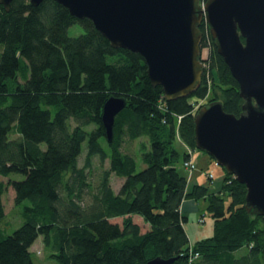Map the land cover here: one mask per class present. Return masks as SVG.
I'll return each instance as SVG.
<instances>
[{
    "label": "trees",
    "instance_id": "obj_1",
    "mask_svg": "<svg viewBox=\"0 0 264 264\" xmlns=\"http://www.w3.org/2000/svg\"><path fill=\"white\" fill-rule=\"evenodd\" d=\"M75 25L82 33L71 37ZM199 30L208 81L203 74L192 95L167 101L143 58L112 48L90 20L53 0L36 7L13 0L8 11L0 4V175L23 177L10 182L23 219L10 235L1 227L0 183V264H33L30 249L40 237L59 264H264V218L245 209L246 187L223 168L219 189L189 186L179 170L189 155L177 139L196 149L197 102H220L236 117L244 104L205 21ZM111 97L125 107L109 142L101 116ZM140 138L148 146L140 147L138 171L137 156L124 147ZM112 175L123 179L117 191ZM186 199L203 201L213 220L211 235L194 243L181 213ZM191 252L199 254L193 262Z\"/></svg>",
    "mask_w": 264,
    "mask_h": 264
},
{
    "label": "water",
    "instance_id": "obj_2",
    "mask_svg": "<svg viewBox=\"0 0 264 264\" xmlns=\"http://www.w3.org/2000/svg\"><path fill=\"white\" fill-rule=\"evenodd\" d=\"M13 0H0L6 11ZM44 0H29L33 7ZM78 19L90 20L115 49L139 54L153 86L167 101L192 95L201 85V33L209 26L244 101L236 117L220 102L195 115V148L246 187L245 209L264 218V0H53ZM123 98H109L101 121L110 142ZM155 258L146 264H172Z\"/></svg>",
    "mask_w": 264,
    "mask_h": 264
},
{
    "label": "rangeland",
    "instance_id": "obj_3",
    "mask_svg": "<svg viewBox=\"0 0 264 264\" xmlns=\"http://www.w3.org/2000/svg\"><path fill=\"white\" fill-rule=\"evenodd\" d=\"M206 2L207 0H199L198 5L201 10H204V6ZM203 21L205 20H202V22ZM205 24L207 26V29L210 31L209 26L206 23V21H205ZM68 33H69V36L71 37H77L82 33V29L79 27V25H75L69 29ZM205 55H206V51L202 49L200 57L203 58ZM211 103H213V101H209V98H206L204 100H200L199 102H197L196 107H195V110H196L195 114H197V112L202 107H206ZM12 137L14 138V136ZM176 143L181 153H183V150L181 149L182 147L183 148L185 147V152L187 151L188 147L183 145L179 139H177ZM142 144H146L145 145L146 147L148 146L146 138H140L138 140H135L132 143L126 144L124 147L128 153H130L131 155L137 156L138 171L144 168V165L142 164L140 160V147ZM85 149H86V142L82 144V154L79 158V166L84 165ZM200 156H204V159L206 158V160H208L209 162V167H208L209 169L204 168L201 170V173L207 178V182L210 185V188L213 189L212 187L214 185L213 181L215 184L220 183V180L223 175V170L206 153L201 152L197 149L192 150L191 157H192L193 162L195 163V168L192 170L185 169L183 166L184 165V161H183L182 163L183 168L179 166V170L182 173H185L186 171L187 181L190 183L193 178L194 172L198 171L199 166H202L201 163L203 161H201L198 164V160H199L198 158ZM179 165H181V162H179ZM96 167H97V158H93L92 173H91L92 180H94L97 175L95 171ZM107 167H108V164L106 163L105 168ZM208 173L213 174L214 176L213 181H211L213 177L210 179L209 176L207 175ZM21 179H23V177L17 174L10 175L9 177H2L0 175V183H3L5 185V192L2 196V201L4 205V211H5V218L1 222V227L5 231L6 235H10L14 230L20 227L23 223V219L21 218V206H17L15 204L16 192L10 185L11 181H18ZM122 180L123 179L118 178L114 175L111 176V186L114 189V191H117L118 187L122 183ZM199 205H200V212L196 216H193V217L189 216L188 221L185 223V229H186L189 240L191 239L190 240L191 243H194L193 241H195L198 238L201 239V238L208 237V235L210 236L211 235L210 231H212V227H213V220L210 214L206 211L205 203L201 201ZM199 220H201V223L199 222ZM30 252L32 253L33 264H59L57 261L48 257L49 252L47 249H45L43 240L41 237L38 238L35 241V243L32 245Z\"/></svg>",
    "mask_w": 264,
    "mask_h": 264
},
{
    "label": "crops",
    "instance_id": "obj_4",
    "mask_svg": "<svg viewBox=\"0 0 264 264\" xmlns=\"http://www.w3.org/2000/svg\"><path fill=\"white\" fill-rule=\"evenodd\" d=\"M181 149L183 150V152H185V147L184 148L182 147ZM198 159H199L198 160V164L201 161H203L201 163L202 166H199L198 165L199 166L198 171L194 172L193 178H192L191 182L189 183V186H192V185H195V184L209 185L208 182H207V178L204 175H202V173H201V170L202 169H204V168L209 169L208 168L209 167V162H208V160H206V158L204 159V156H200ZM184 174L185 175L187 174L186 171H185ZM186 177H187V175H186ZM213 184L214 185L212 187H213L214 190L220 188V183L215 184L214 181H213ZM199 203L200 202H196L193 199H186V200L183 201V203L181 205V213H182V215L184 217L187 218V221H188L189 216H191V217L196 216L200 212V205H199ZM198 239H196L195 241H197ZM195 241H193V242H195Z\"/></svg>",
    "mask_w": 264,
    "mask_h": 264
},
{
    "label": "built area",
    "instance_id": "obj_5",
    "mask_svg": "<svg viewBox=\"0 0 264 264\" xmlns=\"http://www.w3.org/2000/svg\"><path fill=\"white\" fill-rule=\"evenodd\" d=\"M204 51H206V55L203 58H201L203 74L206 73L205 70H206V63H207V60H208V52H209L208 48H204ZM204 68H205V70H204ZM205 79L208 81V73L205 74ZM186 153L189 155V160L184 161V165L183 166H184L185 169L192 170V169L195 168V163L193 162L192 157H191L192 151L190 149H187ZM207 175L209 176V178H212V176H213L211 173H208ZM199 222L201 223V220H199ZM198 258H199V254L198 253H192L191 252L190 253L189 262H193V261H195Z\"/></svg>",
    "mask_w": 264,
    "mask_h": 264
},
{
    "label": "flooded vegetation",
    "instance_id": "obj_6",
    "mask_svg": "<svg viewBox=\"0 0 264 264\" xmlns=\"http://www.w3.org/2000/svg\"><path fill=\"white\" fill-rule=\"evenodd\" d=\"M202 76H203V70H202ZM202 76H201V81H202Z\"/></svg>",
    "mask_w": 264,
    "mask_h": 264
}]
</instances>
